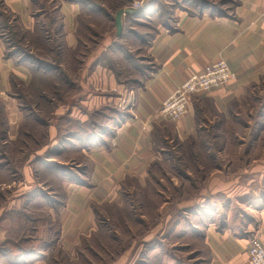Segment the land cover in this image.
<instances>
[{"label":"crops","instance_id":"crops-1","mask_svg":"<svg viewBox=\"0 0 264 264\" xmlns=\"http://www.w3.org/2000/svg\"><path fill=\"white\" fill-rule=\"evenodd\" d=\"M111 1L0 0V19L5 22L0 26V179L5 173L7 177L16 174L19 179H24L17 184L18 189L31 188L29 179L32 161L37 163L39 170H43L48 175L58 176L59 180L63 181L64 177L59 175L58 171L50 170L45 166L49 162L55 163L51 157L46 158V155L52 150L55 154L64 153L62 151L64 147L60 141H54L47 151L44 144L42 151H39L33 160L30 159L29 151L26 152L20 147L16 153L4 152L6 148L13 147L18 142V134L22 131L21 126L24 121L26 123L27 120H31L28 107L21 102L22 97L15 93L16 86L20 83L21 86L28 84L31 87L34 81L33 87L40 83L38 88H45L42 81L46 76L40 68L33 73L31 69L33 66L27 62H19V59L11 56L7 50H12L16 45L23 50L36 49L35 43L37 46L39 41L45 44L51 43L52 37L58 43H62V48L77 50L82 46L89 49L88 36L84 38V34L103 33L104 38L98 47L100 52L110 48V44L115 46L114 44L120 39L129 38L130 33H133L137 45H142L143 48L145 44V49L141 50L150 67H145L143 64L139 66L135 72L141 76L135 79V86L129 89L122 82H118L110 70L96 64L94 60L98 54H93L91 57L93 60L91 64L95 62L92 65L94 68L91 69L94 75H98L99 79L103 80L106 90H116L114 94L98 93L97 95L103 98L104 103L122 102V107L129 105V113L118 112L114 115L123 116L121 115V119L113 124L114 134L108 141L95 138L93 141L88 140L86 144L82 142L81 147L70 145L72 146L70 152L84 148L91 166L88 173L89 183L72 181L63 184L68 192L67 206L61 207L58 211L54 210L59 212L63 241L73 242L77 231L85 230L93 224L94 215L89 205L92 201L104 203L108 196L107 192H104L105 189H120L133 180H136L139 188L147 187V179L152 177L154 164L165 161L162 151L166 150L161 146L159 148V145H163L160 143L175 139L178 142H188L191 147L202 146L205 147L204 152L209 154L211 160L220 163L225 159L226 147L234 145L233 142L238 139L236 129L234 133L232 129L233 126H237L234 120L240 108L247 107L252 111L253 108L258 107L253 102L254 98H260L263 103H260L262 112L259 118L264 117V20L261 18L264 0H238L236 9L227 15L210 13L207 10H202L198 14H189L185 10L176 9L171 20L167 22L168 26L158 25L153 28L151 34L131 32L124 25L126 19L122 14L120 37L115 34V14L111 17L109 9L105 10L106 3ZM51 5L55 8H53L54 14L48 15L46 9ZM49 17L52 20L51 25L47 27ZM113 24L115 30L112 36L110 31ZM47 31L54 36L48 38ZM218 59L227 62L236 75L235 80L224 87L213 88L194 96L187 112L180 119L174 122L166 121L158 113L163 100L192 73L200 72L207 64ZM31 60L33 63V59ZM15 81L18 84H15ZM257 90H261L262 93H258ZM25 109L27 115L24 113ZM224 126L230 129L225 136ZM218 140L222 143L216 150ZM246 140L248 147L244 151L245 156H249L246 153L249 146L264 141L261 137H251ZM244 142L245 139L240 144H245ZM236 150H238L236 158L239 160V148ZM17 154L20 157L16 160ZM37 157L41 158L42 162H37ZM16 161L19 164L17 169H14L10 164ZM257 161H264V157L253 159L250 167L249 165L247 167L251 169ZM246 170L249 172V169ZM217 172H222L221 165L216 164L211 175L214 176ZM263 172L264 166L252 170L257 176ZM25 180L29 182L26 183ZM26 194L28 195V192ZM107 198L109 199V196ZM249 201L235 221L226 215L227 217L225 216L223 221L218 220V223L209 219L210 215L204 209L208 204H203V200L200 199L197 205L191 206L195 215L199 212V216L194 219L191 218L192 212L186 213L183 210L191 207L184 205L180 209L179 222L172 221L171 225L166 227V233L162 235L175 233L173 235L175 237L186 238L191 245L190 253L195 254L191 264H249L248 248L251 240L254 238L264 240V195L258 194L251 202ZM14 202H12L13 208L18 210L20 202ZM219 204L222 206L221 202ZM215 209L219 211L217 204ZM5 222L7 223L2 221L0 225L1 240L5 235V230L2 229ZM45 249L47 248L38 250V254L41 255ZM156 250L155 255L161 254L164 258L162 264H175L179 259L174 253L167 254L159 249ZM3 251H7L8 257L9 253L15 257L20 254L25 257L27 252L29 256L34 253V250L19 253L2 248L1 257ZM181 262L190 264V261ZM43 263V260H38L33 264Z\"/></svg>","mask_w":264,"mask_h":264},{"label":"rangeland","instance_id":"rangeland-1","mask_svg":"<svg viewBox=\"0 0 264 264\" xmlns=\"http://www.w3.org/2000/svg\"><path fill=\"white\" fill-rule=\"evenodd\" d=\"M148 4L149 0H112L111 3H106L105 10L109 9L113 17L119 9H132L137 12ZM154 4L156 6H148L143 14L136 16L137 18L134 14L125 13L124 25L131 32L151 34L154 27L170 21L176 9L185 10L189 14L207 10L210 13L224 12L227 15L236 9L239 1L156 0ZM53 8L51 5L46 9L48 15L54 14ZM51 20V17L47 19V27L51 25ZM0 23L5 22L0 19ZM114 30L113 24L110 31L112 36ZM103 34H84V38L88 36L89 49L82 46L77 50L62 48V43H58L52 37L51 43L39 41L41 47L35 43L36 49L24 50L31 52L38 59L58 65L63 71V77L59 76L58 72L55 76L47 75L45 88H38L40 83L34 87L28 84L21 86L20 83L16 86L15 93L22 97L21 102L28 107L31 120L26 123L24 121L21 126L23 134L21 138L19 137L21 142L6 148L4 152L16 153L20 145L24 151H29L30 159L33 160L35 155L42 151L44 144L48 151V147L54 141H60L64 143L62 145L64 153L52 152L51 160L55 161L56 166L66 167V172L54 169L56 167L51 168L64 177L61 181L58 176L52 177L41 173L37 163L32 161L30 182L25 180L26 183L29 182L30 189L25 187L18 189L17 184L24 179H19L16 174L7 177L5 173L0 179V225L2 221H7L4 224L6 227H2L5 230V237L0 239V250L2 248L14 252L34 250L32 255L27 254L22 260L12 253H9L8 257L7 251H3L0 264H33L38 260H43V264H162L164 258L161 254L155 255L156 249L167 254L168 252L176 254L179 259L175 264H182L181 261H190L191 264L195 254L190 253V242L186 238L173 236L175 233L162 235L166 233V227L170 226L172 221L179 222L182 206L191 207L201 199L203 204H208L204 209L209 213L210 217L207 216L209 219L218 223V220L223 221L222 219L229 215L235 221L240 212L247 207L249 200L251 202L258 194L264 195V172L260 176L252 173V170L262 168L264 161H257L251 169L249 168L253 159L264 157V141L249 146L246 152L249 156L244 154L248 147L246 139L261 137L264 140V117L259 118L262 112L260 103L263 100L256 97L253 102L258 107L255 106L252 111L247 107L240 108L234 120L237 126H233L232 129L233 133L236 129L238 139L233 142L234 145L226 147V156L222 162L216 163L211 160L209 154L204 152L205 147L195 145L191 147L188 142L168 139L165 143H160L163 145H159V148L163 147L166 150L162 151L165 161L154 164L152 177L147 179L146 188H139L136 180H133L127 181L130 183L120 189H105L104 192H107L109 199L106 196L104 203L92 201L89 205L94 215V222L90 225L92 227L77 231L73 242L63 241L59 212L54 211L67 206L68 192L63 184L72 181L89 183L88 173L91 166L89 157L85 154L86 150L80 148L76 152H70L72 149L70 145L81 147L83 145L81 138L85 135H93L94 138L108 141L114 134L113 124L121 119L122 114L129 113V105L122 107V102L104 103L103 98L97 95L114 94L116 90H106L103 80L94 75L91 69L94 68L92 65L95 62L91 64L93 61L91 57L98 54L94 60L96 64L110 70L116 80L122 82L128 89L135 86V79L141 76L135 72L139 66L143 64L150 67L141 50L145 49V44L143 48L142 45H137L133 33H130L129 38L117 40L123 51L110 44V48L100 52L98 47L104 38ZM52 35L47 31L48 38ZM10 37L13 38L12 35ZM9 51L7 50L8 53ZM15 84L18 82L15 81ZM257 92L262 93L261 90ZM27 109L24 112L26 115ZM118 112L122 114L114 116ZM224 127L225 136L230 129ZM77 135L81 138L79 139ZM243 139L245 144H240ZM23 143L26 146L22 145ZM216 143L218 144L215 149L220 148L222 141L218 140ZM236 148H239V160L236 158L238 152ZM19 157L17 154L16 160ZM18 164L16 161L10 165L17 169ZM216 164L222 166V172L212 176ZM246 169H249V172ZM36 187L40 189H35ZM14 201L20 202L18 210L13 208ZM216 204L219 211L215 209ZM183 210L186 213L192 212L193 219L199 216V212L197 215L194 214L193 207ZM42 248L47 249L39 255L38 250Z\"/></svg>","mask_w":264,"mask_h":264},{"label":"built area","instance_id":"built-area-1","mask_svg":"<svg viewBox=\"0 0 264 264\" xmlns=\"http://www.w3.org/2000/svg\"><path fill=\"white\" fill-rule=\"evenodd\" d=\"M264 20V6L261 12ZM235 73L224 59L207 64L200 72L192 73L161 103L159 114L166 120L177 121L188 110L194 96L224 87L234 81ZM249 264H264V240L254 238L248 248Z\"/></svg>","mask_w":264,"mask_h":264},{"label":"trees","instance_id":"trees-1","mask_svg":"<svg viewBox=\"0 0 264 264\" xmlns=\"http://www.w3.org/2000/svg\"><path fill=\"white\" fill-rule=\"evenodd\" d=\"M155 2H156V0L149 1V4H148L147 6L144 5L143 8L137 10V13H136V15H135V18H137L136 16H138V15H140V14H143L144 11L148 8V6H149V7L152 6ZM0 8H1V7H0ZM191 13H192V12H191ZM213 13H215V12H213ZM215 14L225 15L224 12H219V13H215ZM171 18H172V17H171ZM1 25H2V23H0V26H1ZM164 25H165V26H168L167 23H165ZM114 45H115L114 47H117V49H121L120 51H123V49H122L120 46L118 47V43H116V44H114ZM9 50H10V49H9ZM9 54H10L11 56H13V57H17V58L19 59V60H18L19 62H27V63H29L31 66H33V67H31L33 73L35 72V70H38V68H40V69L43 71V73L46 74V76L44 77V80L42 81V82L44 83V85H45V81H46L47 75H49V74H52V75L55 76L56 72H58V75L61 76V77H63V76H62L63 71H62L61 68L58 67V65H55V64L50 63V62H48V61H46V60H41V59H38V58L34 57L33 54L29 53L28 51H24V50L22 49V47H20L19 45H16L15 48H13L12 50H10V51H9ZM19 56H21V57H19ZM31 59H33V63H32V60H31ZM32 64H33V65H32ZM34 84H35V82L33 81L31 87H33ZM46 85H47V84H46ZM28 121H29V120H27L26 122H28ZM21 132H22V131H20V134H19V137H20V138L23 136V134H21ZM99 136H100V135H99ZM77 137H78L79 139L81 138L80 135H77ZM20 138H18V142L16 143V145H17L18 143L21 142ZM81 139H82V142L85 143V144H86V142H87L88 140H92V141H93V139L95 140V138H94L93 135H91V136H90V135H85V136H83V138H81ZM60 143H62V142H60ZM62 145H64V143H63ZM18 146L20 147V145H18ZM24 146H26V145L24 144ZM52 152H54V151L52 150L50 153H48V154L46 155V158H50V157H52V154H51ZM36 161H37V162H42V159L39 158V157H37V158H36ZM40 164H42V163H40ZM46 165H47V166H45V167H47V168L50 169V170H52L51 168L56 167V168H54V169H60V170L66 172V167H64V166H60V165L56 166V165H57L56 163H51V162H49V163H46ZM57 167H59V168H57ZM40 171H41V173L46 174L43 170H40ZM65 172H62V173H65ZM58 173H59V172H58ZM47 175H48V174H47ZM50 176L54 177L53 175H50ZM19 253H20V252H19ZM27 254H28V252H27ZM18 255H19V254H18ZM18 257L20 258V260H22V258L24 257V255L20 254L19 256H17V258H18Z\"/></svg>","mask_w":264,"mask_h":264},{"label":"water","instance_id":"water-1","mask_svg":"<svg viewBox=\"0 0 264 264\" xmlns=\"http://www.w3.org/2000/svg\"><path fill=\"white\" fill-rule=\"evenodd\" d=\"M153 1V0H150ZM131 14V15H136V11L132 10V9H119L116 13H115V17H114V23H115V28H116V36L120 37L122 34V21H121V16L122 14Z\"/></svg>","mask_w":264,"mask_h":264}]
</instances>
